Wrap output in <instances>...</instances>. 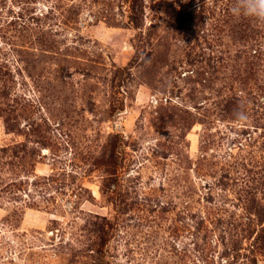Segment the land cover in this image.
<instances>
[{
    "label": "rangeland",
    "instance_id": "1",
    "mask_svg": "<svg viewBox=\"0 0 264 264\" xmlns=\"http://www.w3.org/2000/svg\"><path fill=\"white\" fill-rule=\"evenodd\" d=\"M260 0H0V264H264Z\"/></svg>",
    "mask_w": 264,
    "mask_h": 264
},
{
    "label": "clouds",
    "instance_id": "2",
    "mask_svg": "<svg viewBox=\"0 0 264 264\" xmlns=\"http://www.w3.org/2000/svg\"><path fill=\"white\" fill-rule=\"evenodd\" d=\"M258 7H259V11L258 12L255 9L250 8V13L251 14H255V15H259L262 18H264V0H260V3H259Z\"/></svg>",
    "mask_w": 264,
    "mask_h": 264
}]
</instances>
